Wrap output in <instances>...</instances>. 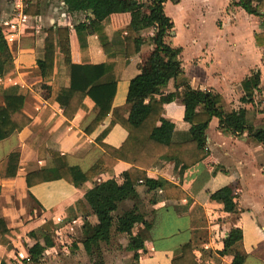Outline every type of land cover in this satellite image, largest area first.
Masks as SVG:
<instances>
[{
  "label": "crops",
  "instance_id": "1",
  "mask_svg": "<svg viewBox=\"0 0 264 264\" xmlns=\"http://www.w3.org/2000/svg\"><path fill=\"white\" fill-rule=\"evenodd\" d=\"M37 1L0 0V26L8 43L6 55L0 58V88L20 85L26 96L23 111L32 118L30 125L0 140V219L9 227L0 240V264H94L85 251L83 240L89 231L88 222L95 223L97 217L87 212L91 207L85 195L90 190L97 191L109 179L116 180L127 190L131 189V164L119 161L112 170L82 185L56 179L29 187L26 175L35 170L54 168L56 161L50 154L52 149L65 155L69 165L79 166L86 172L105 152L96 141L97 136L110 127L105 142L120 146L128 135V129L119 122L111 125V113L91 134L87 133L86 127L98 112L90 98L84 100L74 119L69 120L64 115L56 97L59 89L70 83V68L64 64V56L58 48L53 73L46 75V30L57 26L70 28L72 61L75 63L115 64L118 87L114 107L119 115L128 118L135 100L128 99V87L132 78L151 69L150 57L154 49L151 37L155 28L150 26L141 31L147 42L131 58L125 59L120 52L107 55L96 28L101 25L113 38L117 30L128 24L127 14L114 13L104 22L91 18L87 20L85 31L78 34L75 26L84 22L83 12H68L63 0H40L42 12L39 15L26 14L25 7ZM142 1L146 3L145 13L148 14L151 0ZM169 3L166 2L165 11ZM202 49L188 63L183 60V47L181 59L191 86L222 94L226 111L247 108L240 101L243 94L240 83L255 69L238 77L239 70L232 69L237 67L235 63L226 62L221 67L213 61L214 48L206 42ZM232 82L236 85H231ZM233 86L230 104L234 108L228 109V91ZM170 95L173 96L169 99ZM142 98L146 104L152 99L164 102L165 121L157 124L154 130L156 139L169 142L182 132L197 131L191 120L195 109L193 101L182 88H176L174 81ZM2 101L0 94V104ZM218 125L219 120L214 117L206 130L210 155L188 168L183 175L175 169L174 161L163 156L148 171L153 183L169 181L181 186L187 192L185 199H167L161 188L149 187L140 181L136 185L138 197L120 204L115 214H122L137 204L145 219L153 223L150 228L143 223L135 226L144 241V247L137 252L127 249L129 238L125 234H118L123 238L122 248L113 244L114 237L110 243H102L104 264H168L181 254V246L190 241L200 256L199 264H264V188L259 187V181L254 186L257 177L264 176V147L248 133L239 137L224 134ZM214 133L218 137L216 140L212 139ZM14 151L20 152L18 173L7 176L8 157ZM260 157H263L262 161ZM231 172H235V180L228 178ZM232 184L235 187L232 198L238 203L239 210L227 212L224 204L212 199L211 194ZM163 218L185 219V225L176 226L174 230L168 226L164 232H156ZM220 218L224 219L221 221ZM206 221L213 223L214 235L206 236ZM232 228L242 230V239L223 255L219 251L224 248V240ZM45 234L54 238L56 246L48 248L39 262L31 263L29 250L36 242H43ZM77 258L78 261H74Z\"/></svg>",
  "mask_w": 264,
  "mask_h": 264
},
{
  "label": "trees",
  "instance_id": "2",
  "mask_svg": "<svg viewBox=\"0 0 264 264\" xmlns=\"http://www.w3.org/2000/svg\"><path fill=\"white\" fill-rule=\"evenodd\" d=\"M67 11L70 13L83 12L84 22L75 26L77 33L85 31L87 20L96 18L104 22L114 13L127 14L128 24L109 37L104 28H96L100 44L107 55L120 52L125 59L136 55L147 40L141 36L144 28L153 26L155 33L151 37L154 49L151 53V69L131 79L128 87V99H135L131 105L130 117L119 115L114 107V98L118 87V78L114 75L115 64L104 62L100 64H79L72 61L71 30L68 26L51 27L46 30L44 42V60L47 64L46 75L53 73L55 54L58 48L64 56V64L70 68V83L61 87L56 100L63 108L64 115L72 120L83 106L86 98L92 99L98 112L85 131L91 134L112 113L114 123H122L128 129V135L120 146H113L105 142L106 128L96 141L104 148L101 158L86 172L79 166L69 165L65 155L52 149L50 154L56 161L52 169H39L26 175L29 187L37 183L64 179L72 184L83 183L101 176L112 170L119 161L131 164L129 175L133 184L127 190L114 179L107 180L97 191L90 190L85 198L91 207L89 213L96 215V222H88L89 231L83 240L86 253L94 261V264H104L102 256V243H110L116 233L126 234L129 238L127 249L135 251L144 247L141 234L135 230V226L143 223L146 227L152 226V221L145 219L137 204L125 210L122 214H115L122 202L138 197L136 185L143 181L149 187H158L163 191L167 199L182 200L187 197V192L172 182L153 183L148 176V171L160 157H166L175 163V169L180 175L190 167L204 161L210 150L207 146L206 130L214 117L219 120L218 129L224 134H232L237 137L248 133L249 137L256 140L264 147V121L256 126L257 113L264 114V108L256 110V96L263 95L262 72L257 68L246 76L240 83L243 104H250L253 110L240 107L232 111L225 110V100L222 94L213 90L194 88L186 75L181 59L183 47L173 45L170 38L175 36V23L165 11L168 1L178 3V0H151V8L145 13L146 3L142 0H63ZM237 5L247 13L262 18L263 30L255 33V42L259 47H264V0H239ZM41 2L30 3L25 7V13L39 15ZM8 43L0 26V58L6 55ZM1 65V63H0ZM170 81H174L176 88L183 89L185 95L191 97L195 107L191 114V120L197 126V131L182 132L176 139L163 142L154 137V130L159 122H164V102L152 99L146 104L142 96L152 94L154 91L166 87ZM3 101L0 104V140L8 138L15 131L23 129L31 124L30 118L24 111L26 96L20 85L9 88H0ZM173 95L169 96V99ZM264 102V99L261 100ZM257 111V112H256ZM110 125V126H111ZM20 161V152H12L7 161L5 175L16 176ZM233 186L226 185L211 194V198L224 204L227 212L239 210L238 203L234 201ZM86 215V214H85ZM9 231L8 225L0 219V240ZM242 239V230L232 228L228 237L224 240L226 251L237 241ZM56 246V241L50 234H45L43 242H36L30 248V259L39 262L50 247ZM138 255H136L137 257ZM200 256L193 248L192 242L181 246V254L168 264H199Z\"/></svg>",
  "mask_w": 264,
  "mask_h": 264
},
{
  "label": "rangeland",
  "instance_id": "3",
  "mask_svg": "<svg viewBox=\"0 0 264 264\" xmlns=\"http://www.w3.org/2000/svg\"><path fill=\"white\" fill-rule=\"evenodd\" d=\"M230 1V2H229ZM239 0H180L179 3L170 1L167 6L166 13L171 16L175 23V36L172 37L173 45H181L184 47L183 60L190 63L203 50L202 46L207 42L212 48L215 63L223 67L226 62H233L237 67L233 70H239L236 75H243L252 69L260 68L262 72V84L264 85V47H258L255 43V33L262 30V18L247 13L243 8L237 5ZM255 4L256 0H252ZM230 3V4H229ZM229 4V6H228ZM222 28V29H220ZM226 28V29H224ZM233 44L235 46H233ZM198 60V59H196ZM250 67H252L250 69ZM251 73V71H250ZM231 81V80H230ZM230 86V84H228ZM231 85H236L232 82ZM229 89L228 93V109H232V94L235 87ZM231 91V92H230ZM256 110L264 108V86L263 95H257ZM234 104V102H233ZM240 105H243L240 102ZM250 110H253L252 105H247ZM257 112V111H256ZM256 126H260L264 121V114L257 113L255 119ZM215 136V137H214ZM217 135L214 133L213 140H216ZM263 157L259 159L262 161ZM221 173V171H218ZM260 176V175H259ZM235 180V172H231L228 177ZM259 181V187L264 188V176L257 177L254 186ZM233 190H235L234 185ZM224 218H220L222 221ZM173 224V225H172ZM30 224H28L29 227ZM185 225V219L163 218L160 226L156 227V232H164L170 226L174 230L177 226ZM213 223L206 221L205 232L206 236L214 235L216 232L213 228ZM114 235L113 244H119L123 247V238ZM126 235V234H125ZM184 236V234L182 235ZM77 246V244L75 243ZM75 246V248H77ZM63 247V246H62ZM74 248V249H75ZM52 256L50 255L49 258ZM74 261H78V258ZM73 261V262H74ZM34 261L31 260V263Z\"/></svg>",
  "mask_w": 264,
  "mask_h": 264
},
{
  "label": "built area",
  "instance_id": "4",
  "mask_svg": "<svg viewBox=\"0 0 264 264\" xmlns=\"http://www.w3.org/2000/svg\"><path fill=\"white\" fill-rule=\"evenodd\" d=\"M18 6V5H17Z\"/></svg>",
  "mask_w": 264,
  "mask_h": 264
}]
</instances>
